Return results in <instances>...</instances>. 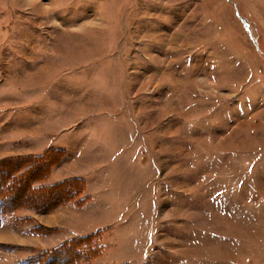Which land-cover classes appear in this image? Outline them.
Masks as SVG:
<instances>
[{"label": "rangeland", "instance_id": "1", "mask_svg": "<svg viewBox=\"0 0 264 264\" xmlns=\"http://www.w3.org/2000/svg\"><path fill=\"white\" fill-rule=\"evenodd\" d=\"M1 123L9 181L75 182L79 264H264V0H0Z\"/></svg>", "mask_w": 264, "mask_h": 264}, {"label": "trees", "instance_id": "2", "mask_svg": "<svg viewBox=\"0 0 264 264\" xmlns=\"http://www.w3.org/2000/svg\"><path fill=\"white\" fill-rule=\"evenodd\" d=\"M20 162H22V160H20ZM14 163V159L0 160V191L2 192L0 194L1 216H4V214H11L14 209L19 207L32 208L36 211H50L58 205L70 201L71 195L75 191L74 181L65 179L46 188L38 185L39 187H36V191H30L27 179H24L23 183L16 182L14 184L13 180L9 181L7 178L8 171L12 169ZM45 165L44 162L38 164L40 168L45 167ZM9 189H14V191L9 193ZM54 192L59 193L51 198L50 194H53ZM2 194H4V196H2ZM85 240L86 237H78L69 240L61 249L62 255L64 256L58 255L56 257V264H79L85 255L89 256L90 247H87ZM72 241L74 243H79L82 250L75 249L76 246H73L75 244L72 243Z\"/></svg>", "mask_w": 264, "mask_h": 264}, {"label": "crops", "instance_id": "3", "mask_svg": "<svg viewBox=\"0 0 264 264\" xmlns=\"http://www.w3.org/2000/svg\"><path fill=\"white\" fill-rule=\"evenodd\" d=\"M11 64H9V73L11 74L13 71L10 70ZM12 67V66H11ZM25 75L22 77L20 74V81L26 80ZM22 78V79H21ZM16 81V78H15ZM9 116V115H8ZM1 123L0 125H2ZM21 131H19L20 133ZM61 149L67 151L64 147H60ZM66 160V161H65ZM64 162L60 165L56 166L53 169V176L51 181H55L66 176H70V151H67L66 157ZM65 171L66 174H65ZM50 181V182H51ZM33 210V211H32ZM35 210L32 208H26V210L22 211V215H26L27 217L31 216L34 217L33 223L26 222L23 227L13 228L10 227L7 223H4L2 227H0V241L4 243H12L16 245H53L56 244L58 241L61 242L65 239L70 240V237L73 238L75 236H81L83 233L81 232L80 228H82V224L88 223L90 219H85L86 217L85 210L81 207L74 206L73 203L67 202L62 204L61 206L57 207L55 210L39 214L34 212ZM77 217H81V222L78 220ZM75 219H77L75 221ZM7 224V225H6ZM79 225V227H77ZM51 227L55 228V232L50 235H44L42 233H34L31 231L33 227L35 229L37 227ZM72 231L73 234L70 232ZM40 232V231H38ZM74 232L77 234H74ZM35 241V242H34Z\"/></svg>", "mask_w": 264, "mask_h": 264}, {"label": "bare ground", "instance_id": "4", "mask_svg": "<svg viewBox=\"0 0 264 264\" xmlns=\"http://www.w3.org/2000/svg\"><path fill=\"white\" fill-rule=\"evenodd\" d=\"M177 44V43H176Z\"/></svg>", "mask_w": 264, "mask_h": 264}]
</instances>
